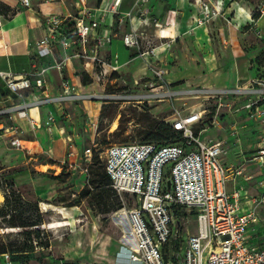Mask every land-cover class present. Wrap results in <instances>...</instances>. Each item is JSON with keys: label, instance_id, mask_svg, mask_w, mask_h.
Wrapping results in <instances>:
<instances>
[{"label": "built area", "instance_id": "2783aa9c", "mask_svg": "<svg viewBox=\"0 0 264 264\" xmlns=\"http://www.w3.org/2000/svg\"><path fill=\"white\" fill-rule=\"evenodd\" d=\"M120 1H108L101 8L103 15L100 19L93 18L89 0H75L78 14L73 17L72 23L63 15L46 16L43 22L48 34L37 42V54L40 58L54 57V63H44L42 66L34 64L33 70L22 76L0 71V78L11 92L7 95L8 99H0V142L7 147L23 150L24 128L20 120L26 119L35 127L37 120L31 115V110L50 104L64 105L98 98H116L131 103L169 102L173 111L165 121L182 133L183 143H112L99 152L112 187L118 194L130 195L135 201L133 206H127L124 202L123 208L115 212L123 224L128 223L122 232L115 263L264 264V241L261 245L251 244L248 238L250 230H256L261 223L264 225V217L258 211L264 205V193L248 195L243 187L232 191L228 189L229 183L243 173V168L224 163V141L203 140L200 137L203 130L196 133L197 126L204 120L201 109L188 107L184 110L176 102V99L208 95L219 100V108L233 109L235 105L224 101V98L242 95L246 101L235 110L243 109L251 120L264 123L263 79H252L247 87L184 88L168 82L166 69L150 66L154 76L143 84L139 92L81 93L75 83L64 78L59 94L47 93L46 73L50 67H54L63 74L71 56L120 71L122 65L118 53L101 54V49L112 42L113 34H101L100 27L112 25L114 20L120 25L130 26L123 36V42L136 51L137 57L149 60L157 55L158 46L140 30L141 24L150 17V0H135L132 8L126 12L119 10ZM233 1L193 0L197 9L196 26L208 25L219 18L228 24H235L233 14L225 13L226 6ZM238 1L250 6L252 21L249 29L262 37L257 22L264 17V0ZM22 2L27 7L31 5L30 0ZM255 14L259 16L258 19L254 17ZM2 21L3 17L0 16V25ZM156 23L161 24L157 20ZM164 34L162 31L161 37ZM57 48L71 51L73 55L66 54L59 60L55 56ZM47 118L48 125L55 121L54 110L47 112ZM74 153L71 151L69 155ZM93 157V147H87L78 161L69 163L70 168H79L84 174L86 185L90 184ZM253 158L264 163V142ZM247 178L250 179V176ZM0 191L3 194L9 192L1 173ZM179 207L196 214L198 226L195 232L188 235L184 246L175 250L173 242L178 239L184 225L175 211ZM2 256L4 264H14L10 253Z\"/></svg>", "mask_w": 264, "mask_h": 264}, {"label": "rangeland", "instance_id": "374dc122", "mask_svg": "<svg viewBox=\"0 0 264 264\" xmlns=\"http://www.w3.org/2000/svg\"><path fill=\"white\" fill-rule=\"evenodd\" d=\"M76 13L75 10L73 17ZM73 17H69L71 23L74 21ZM259 24L264 35V17L260 19ZM243 28L249 29L245 25ZM251 37L259 40L253 46L259 51L258 55L252 59L253 77L262 79L264 78V61H259L258 58L264 51V46H261L264 36L259 37L256 32L251 31L248 35H244L243 39L254 40ZM66 54L73 55L71 51H68L63 55L59 54L58 59L61 60ZM120 61H123V58H120ZM132 61L127 64V67L116 72L108 65L71 56L63 70L66 74L65 78L72 80L81 93H134L139 92L144 83L152 80L154 73L150 66L155 68L159 66L152 63L153 57L149 60L138 57L136 61ZM166 78L169 79L168 74ZM171 84L175 86L181 82ZM181 86L190 88L182 84ZM8 93L11 92L8 90ZM241 96H236L237 103L233 109L219 108V100L208 95L176 99L179 108L185 110L189 107L203 111L204 120L200 124L204 127L203 136L207 140L224 141L223 157L227 163L235 166L245 163V158L247 162L253 161L252 154L257 152L262 144L258 140L259 136L264 134V123L258 120H255V123L247 122V119H251L243 109L234 110L236 105L241 104L238 101V99L242 100ZM232 98L227 96L224 101L232 100ZM95 101L102 104L100 114L93 118L90 117V113L78 109L74 111L75 114L73 113V120L67 124L68 135L82 136L83 144L93 147L94 153L100 152L112 143L145 141L147 136L145 131L149 128L151 121H164L173 111L169 102L166 101L131 103L116 98H98ZM79 102L85 101H76V104L79 105ZM115 123L116 127H114ZM71 124L77 128V131L71 128ZM93 141L99 147H95ZM57 146L60 150L64 149L62 138L57 142ZM243 148H246L245 155ZM31 151L37 153L41 151V148L36 145ZM47 162L53 165L42 166ZM248 170V167L243 169V174L238 181L241 182L244 176H250L245 183V188L251 194L259 193L264 186V167L254 164ZM0 171L9 183H14V188L24 197L31 200L39 199L40 208L44 213V222L41 225L42 237L43 240L50 238V245L37 248L30 255L27 264H116L114 261L116 252L120 246L123 229L128 223L123 224L117 218L114 209L118 201L128 203V199L132 198L130 195L127 197L125 194L116 193L109 181L105 180V186L102 189L83 196L81 191L86 184L85 177L80 173L79 168L77 170L69 168L68 164L60 160H49L43 157H38V160L31 159L27 151L7 147L2 142H0ZM134 204L133 199L127 206ZM181 212H185L186 215L184 217L179 215L184 222L177 239L182 248L188 235L196 231L198 222L196 214L189 213L186 209ZM23 230L7 226L4 218L0 216V243L14 242L17 238L23 240L25 238L22 234ZM7 235L9 237H6Z\"/></svg>", "mask_w": 264, "mask_h": 264}, {"label": "crops", "instance_id": "0c3cea01", "mask_svg": "<svg viewBox=\"0 0 264 264\" xmlns=\"http://www.w3.org/2000/svg\"><path fill=\"white\" fill-rule=\"evenodd\" d=\"M108 1L110 0H89L88 4L93 10V18L100 19L102 17L101 8ZM30 2L31 5L27 7L22 0H0L2 10L0 16L3 17L0 25V71L12 72L14 75L22 76L33 70L34 64L38 66H42L44 63L53 64L54 57L40 58L37 54V42L48 34L43 20L51 14L63 15L66 18L73 17L75 10L77 12L75 16L78 14L75 0H30ZM134 3L135 0H121L119 10L126 12L132 8ZM149 7L151 8L150 17L141 24L140 30L154 41V45L158 46L157 55L153 57L154 61L152 63L167 70L169 83L181 82L183 86H189L190 88L195 86L235 88L247 87L250 80L254 79L251 69L252 59L258 55L259 51L253 46L259 40L252 37L254 40L243 39L244 35L246 36L253 31L250 29L244 30L243 28L244 25L252 21L251 9L247 3L235 0L226 6L225 13L233 14L235 24H228L223 18H219L205 26H196L197 9L193 0H150ZM174 10H177V12L173 13ZM260 19L257 22L258 27ZM156 20L161 24H157ZM168 22L169 24H167ZM162 28L165 30H162ZM129 29L128 24L120 25L114 20L112 25H102L99 30L101 34H113L112 42L101 49V54L118 53L120 58H123V61H120L122 65L120 69L127 67L129 62L136 61L138 58L136 51L123 42V36ZM162 31L165 34L161 37ZM261 46H264V42H261ZM58 53L63 55L66 51L57 48L55 51L57 59L59 57ZM65 76L64 70L62 74L57 68L50 67L45 76L47 93L50 95L59 94ZM181 84H175V86L182 87ZM8 94V88L0 78V99H8ZM236 98L233 97L232 100L229 99L227 102L235 105L237 103ZM240 98L242 100L238 99V101L241 104L236 105L237 107H240L246 101L245 96ZM50 109L54 110L56 119L48 125L47 112ZM78 109L79 111L83 109L85 112L90 113V117L94 118V116L100 114L102 104L91 100L79 102V105L76 102L64 105L56 103L42 106L37 110H31V115L36 118L37 124L40 126L36 124L35 127H32L28 120H20L24 128L23 136L25 139V148L22 151H27L31 159L38 160V157H43L49 160H60L68 166L70 162L78 161L88 146L83 144L82 136L74 135V137L76 136L74 138L68 135L69 128L67 127V124H70V121L73 120L74 111ZM64 111H66V114H63ZM254 121L247 119V122L255 123ZM247 127L248 129L251 128L249 125ZM71 128L77 131V128L72 124ZM200 137L207 140L203 136V131L200 132ZM259 137V142L263 143L264 134ZM60 138L64 143L63 150H60L57 146ZM36 145L41 148V151L32 153L31 150ZM245 149H242L244 155ZM71 151H75V153L69 155ZM255 154L256 152L252 155ZM253 156L251 158L252 162H247V158H245V163L239 166L227 163L224 157L223 161L227 166L235 168L245 169L248 167L250 170L254 164L264 167V163L255 160ZM44 165L51 166L53 164L47 162L42 164V166ZM241 175H237L229 183L228 189L230 191L243 187L248 195L264 193V186L259 193H249L248 189L245 188V183L249 178L244 176L243 180L239 182L238 179ZM3 200L0 205H2ZM258 211L261 217H264V205H261ZM248 238L251 244L261 245L264 241V225L261 223L256 230H250ZM0 261L1 264H4L2 255H0Z\"/></svg>", "mask_w": 264, "mask_h": 264}, {"label": "trees", "instance_id": "16d2710c", "mask_svg": "<svg viewBox=\"0 0 264 264\" xmlns=\"http://www.w3.org/2000/svg\"><path fill=\"white\" fill-rule=\"evenodd\" d=\"M0 11H2L1 7ZM254 17L258 19L259 16L255 14ZM245 27H249V24L245 25ZM258 60L264 61V51L261 56H259ZM148 118L150 119V116H148ZM203 129L204 127L200 125L195 131L199 133V131ZM145 133L147 136L145 141L142 142H153L159 145L183 143L182 133L175 130L172 124L165 120H152ZM90 174V184L85 185L81 191L83 196L92 194L95 190L102 189L105 186V180L109 181L111 185L110 176L106 171L104 162L100 159L99 152L94 153ZM2 177L4 178V175H2ZM4 181L9 187V192L4 194L5 199L0 207V216L4 218L7 226L24 229L22 234L25 235V238H23V240L17 238L14 242H1L0 255L8 252L14 264H27L30 255L34 253L37 248L48 247L50 245V238L43 240L42 237L43 230L41 225L44 222V213L40 208L39 199L31 200L24 197L21 192L14 188V183H9L5 178ZM116 193L118 192L116 191ZM126 196L128 197L129 195ZM131 203L132 198L128 199L127 204ZM116 205L117 207L114 209L115 212L123 208L124 201H118ZM183 209L184 208L179 207L175 211L179 215H184L185 212H181ZM1 237L5 238V236ZM6 237H9V235ZM172 247L175 250H179L180 245L178 240L173 242Z\"/></svg>", "mask_w": 264, "mask_h": 264}, {"label": "bare ground", "instance_id": "6f19581e", "mask_svg": "<svg viewBox=\"0 0 264 264\" xmlns=\"http://www.w3.org/2000/svg\"><path fill=\"white\" fill-rule=\"evenodd\" d=\"M116 126H117V124L115 123V124H114V127H116ZM3 199H4V196H3L2 192L0 191V202H1Z\"/></svg>", "mask_w": 264, "mask_h": 264}, {"label": "water", "instance_id": "95a60500", "mask_svg": "<svg viewBox=\"0 0 264 264\" xmlns=\"http://www.w3.org/2000/svg\"><path fill=\"white\" fill-rule=\"evenodd\" d=\"M170 184V183H169Z\"/></svg>", "mask_w": 264, "mask_h": 264}]
</instances>
